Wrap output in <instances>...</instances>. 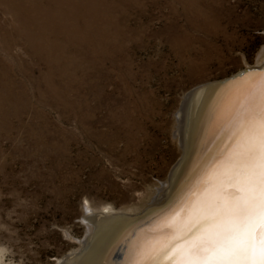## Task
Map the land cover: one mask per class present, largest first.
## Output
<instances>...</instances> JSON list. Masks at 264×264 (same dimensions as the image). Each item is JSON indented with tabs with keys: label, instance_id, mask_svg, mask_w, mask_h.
Listing matches in <instances>:
<instances>
[{
	"label": "rangeland",
	"instance_id": "obj_1",
	"mask_svg": "<svg viewBox=\"0 0 264 264\" xmlns=\"http://www.w3.org/2000/svg\"><path fill=\"white\" fill-rule=\"evenodd\" d=\"M114 10L124 48L101 57V72L79 92L74 77L56 78L63 98L12 69L24 86L10 125H0V264H68L88 234L87 204L148 203L181 158L175 116L184 94L264 60V0H123ZM179 34L188 35L186 47L173 45ZM28 51L22 43L11 49L39 76L45 65ZM80 96L90 107L83 120Z\"/></svg>",
	"mask_w": 264,
	"mask_h": 264
},
{
	"label": "bare ground",
	"instance_id": "obj_2",
	"mask_svg": "<svg viewBox=\"0 0 264 264\" xmlns=\"http://www.w3.org/2000/svg\"><path fill=\"white\" fill-rule=\"evenodd\" d=\"M121 1L0 0V7L11 13V20L0 17L1 127L10 125V107L20 105L18 92L22 90L17 88L24 83L12 76L16 65L36 78L38 85L43 79L52 93L64 98L56 78L79 80V92L84 84L80 82L101 72V57L113 58L114 51L124 48L126 36L114 29L112 19ZM187 36L175 37V48L186 47ZM18 43L30 51L32 60L45 65L39 76L30 62L11 52ZM262 78L264 67L219 84L203 82L185 93L175 116L182 154L168 179L158 184L148 203L120 210L111 206L94 210L87 204L83 220L88 234L81 249L68 257V264H185L186 250L211 246L212 233L224 219L218 209L238 194L236 173L243 163V147H238L241 122L247 121L249 101L259 94ZM93 88L94 94L103 89L98 84ZM74 101L80 119L87 118L86 97ZM155 212L154 218L140 224ZM235 225L236 233L241 232L243 218H237Z\"/></svg>",
	"mask_w": 264,
	"mask_h": 264
},
{
	"label": "snow or ice",
	"instance_id": "obj_3",
	"mask_svg": "<svg viewBox=\"0 0 264 264\" xmlns=\"http://www.w3.org/2000/svg\"><path fill=\"white\" fill-rule=\"evenodd\" d=\"M249 105L238 144L243 147V163L236 173L238 194L218 209L224 219L212 233L211 246L186 250L185 264H264V78ZM239 217L244 227L236 233Z\"/></svg>",
	"mask_w": 264,
	"mask_h": 264
},
{
	"label": "water",
	"instance_id": "obj_4",
	"mask_svg": "<svg viewBox=\"0 0 264 264\" xmlns=\"http://www.w3.org/2000/svg\"><path fill=\"white\" fill-rule=\"evenodd\" d=\"M263 67H264V60H262L261 62H258L256 64L250 65V66H245V67L241 68L240 70L232 73L231 75H229L225 78H222V79L215 80L214 82L219 84V83H222L226 80H229L230 78H237V77L241 76L243 73H246L248 71L261 70ZM155 215H156V212L153 215H151L148 219L143 220L140 224L149 222V220L154 218Z\"/></svg>",
	"mask_w": 264,
	"mask_h": 264
}]
</instances>
